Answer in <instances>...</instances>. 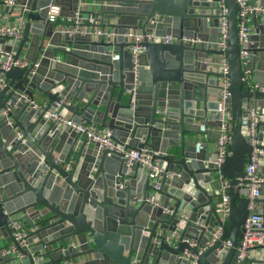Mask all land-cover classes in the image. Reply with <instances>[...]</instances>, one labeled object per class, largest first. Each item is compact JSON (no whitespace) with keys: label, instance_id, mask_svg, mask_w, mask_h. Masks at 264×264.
I'll list each match as a JSON object with an SVG mask.
<instances>
[{"label":"water","instance_id":"obj_1","mask_svg":"<svg viewBox=\"0 0 264 264\" xmlns=\"http://www.w3.org/2000/svg\"><path fill=\"white\" fill-rule=\"evenodd\" d=\"M0 0V25L20 12L23 37L0 36V50L29 65L15 67L0 88V231L12 243L11 219L28 232L29 248H20V264H192L214 229L222 224L217 142L222 52L220 0H98L102 24L114 37L68 36L50 23V5L61 0ZM74 2L75 11L79 0ZM264 6V0H250ZM229 27L231 97L226 101L233 130L221 174L230 180V214L222 237L198 256L199 264H235L249 215L246 164L254 147L246 134L249 112L262 114L257 148L264 150V18L255 17L248 69L260 86L243 82L236 0H226ZM60 6V5H59ZM157 23H152L155 15ZM72 14L71 16H73ZM69 16V17H71ZM139 28L177 41L142 45L135 70L132 43L125 33ZM186 38L188 41H182ZM190 39H198L193 43ZM28 47L26 54L23 52ZM46 94L50 104L65 98L63 110L77 124H97L114 132L127 149L147 148L163 161L167 175L158 192L137 166L129 171L122 154L109 156L97 144L34 110L23 95ZM22 132V136L18 133ZM71 169H67V165ZM264 175V156L260 169ZM125 184V188L121 185ZM154 196L155 204L148 199ZM138 197H142L139 202ZM264 216V184L257 199ZM169 211V213H168ZM177 247L165 236L181 223ZM203 225V227H201ZM198 242L191 247L183 240ZM232 248L224 249L226 241ZM0 256V264H8ZM242 264H264V246L253 248Z\"/></svg>","mask_w":264,"mask_h":264},{"label":"built area","instance_id":"obj_2","mask_svg":"<svg viewBox=\"0 0 264 264\" xmlns=\"http://www.w3.org/2000/svg\"><path fill=\"white\" fill-rule=\"evenodd\" d=\"M225 1L220 0L219 5L221 7V12L219 14V26H218V39L214 44L207 43V46L216 45L217 49L222 52L221 55V77L220 82V95H219V111L222 113V118L220 120L221 126L219 128L220 134L217 139V150L219 152L214 164L218 168L217 175L219 181V193L220 199L218 201L219 216L222 220V224L218 225L212 232L209 240L204 246L199 249V254L191 255L188 252L184 253L183 258L188 259L192 257L194 261L192 264L198 263V256L205 251H207L211 246H213L224 234L225 224L228 220L230 214V196L229 189L231 188L230 180L225 178L220 171L221 165L225 162L226 158L231 155L229 151V145L231 143L232 137L231 133L233 130L232 115L228 111L227 100L231 97L230 92V78L229 70L230 63L226 57V52L229 48V27L227 9L225 8ZM98 2V0H97ZM240 7L238 12V36L241 46V62L243 66V82L245 87L254 92L260 86L252 81L253 73L248 69L250 49L253 44L251 36L253 35L254 25L253 20L255 17L264 18V6L257 3L252 4L250 0H236ZM7 7L16 6L15 0H5ZM85 0H79L78 8L74 15L68 17L65 23L62 25L60 32L63 35L76 36V35H86L91 34L92 36H105L107 39L114 37V34L108 30H102L97 28V26L102 24V18L99 14H90L87 18L83 16V7L87 6ZM61 13V8L59 5H50L48 12V19L50 23H57ZM160 15H155L152 23H157ZM26 19L20 17L18 21L11 25H0V36L4 38H10L15 42H18L23 37V31L25 28ZM132 43L130 51L133 55V63L135 70L138 67L139 56L146 51V47L142 44L147 41L149 43H154L156 41H162L166 44L173 43L177 41L171 36L160 37L154 32H143L139 28L131 29L127 31L124 35ZM182 41L187 42L186 38ZM193 43L198 42V39H190ZM29 65L28 61L24 59H15L13 52H5L0 50V88H4L7 85V80L5 75L12 68L20 67L24 68ZM264 92V89H261ZM26 100L34 110L47 114L54 122L60 126L71 127L72 131L80 134L84 137L89 144H97L100 150L108 151L109 156L114 154H122L123 159L126 161L129 171L135 169L139 166L144 173L147 174L148 179L153 187L154 192H158L162 188L163 180L167 175L166 170L163 166V161L159 155L147 148L140 149H127L125 146L119 145L115 138L114 132L109 128H103L97 124H77L72 118H67L61 114V110L67 103L65 98L60 97L57 101L51 104H39L35 100L30 99L27 95H23ZM261 112L253 108L249 112V124L246 129V134L251 139V144L254 147L253 156L250 162H247L245 172L246 176L242 181H246L245 186L248 189V198L250 200L249 210L250 215L244 224V236L240 240V245L237 247V260L235 264H242L243 260L247 258L248 253L251 249L264 246V216L258 211L259 203L257 199L261 196L262 186L264 184V175L261 173L262 157L264 156V150L257 148L259 142L255 138L256 127L260 120H262ZM22 136V132L18 133ZM67 169H71V165H67ZM125 184L121 185V188H125ZM142 197H138L140 202ZM150 203L155 204L154 196L148 199ZM169 213V211H168ZM184 223H181L177 230L173 233H169L165 236V241L173 246L177 247L180 242V233L184 227ZM9 227L13 230V238L15 243L10 246L0 250V256L8 258L10 256H16L15 258H23V253L20 248H29L28 244V232L23 229L21 223L14 219H11ZM203 227V225H201ZM184 242L190 244L191 247H198V242L193 240L185 239ZM224 249H229L233 247L231 241H226L223 245Z\"/></svg>","mask_w":264,"mask_h":264},{"label":"crops","instance_id":"obj_3","mask_svg":"<svg viewBox=\"0 0 264 264\" xmlns=\"http://www.w3.org/2000/svg\"><path fill=\"white\" fill-rule=\"evenodd\" d=\"M87 3H89L87 6L83 7V16L88 17L90 14H99L101 10V3L97 2V0H85ZM60 8L61 13L58 19V22L56 24L57 30H60L62 25L65 23L66 19L75 13V6L74 2L72 0H61L60 1ZM9 8V7H8ZM20 12H14L13 16H6L5 19L2 21V25H11L18 21L20 18ZM28 50V47L23 52V56L26 54L25 52ZM35 102L39 104H50V101L46 94L40 93L38 91H35ZM61 114L63 116H66L67 118H73V115L71 112H68L66 110H61ZM211 150L217 149V142L211 144L210 146ZM12 244V241L9 239V237L0 231V250L4 249ZM16 256H10L9 257V263L8 264H20V260H15Z\"/></svg>","mask_w":264,"mask_h":264}]
</instances>
